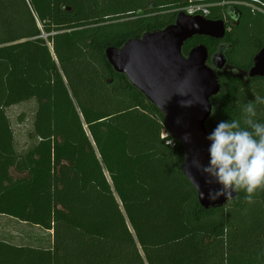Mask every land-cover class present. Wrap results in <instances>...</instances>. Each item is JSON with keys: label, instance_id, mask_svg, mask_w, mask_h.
<instances>
[{"label": "trees", "instance_id": "16d2710c", "mask_svg": "<svg viewBox=\"0 0 264 264\" xmlns=\"http://www.w3.org/2000/svg\"><path fill=\"white\" fill-rule=\"evenodd\" d=\"M207 2L215 1L0 0V215L53 241L0 240V264H264V189L250 202L240 190L224 207L202 208L183 145L106 57ZM253 19L254 35L264 34V16ZM256 82L222 76L209 133L221 120L243 126V106L264 97ZM32 99L36 143L20 153L7 109ZM256 110L264 123V104Z\"/></svg>", "mask_w": 264, "mask_h": 264}, {"label": "water", "instance_id": "95a60500", "mask_svg": "<svg viewBox=\"0 0 264 264\" xmlns=\"http://www.w3.org/2000/svg\"><path fill=\"white\" fill-rule=\"evenodd\" d=\"M225 35L223 22L182 11L177 14L176 22L164 30L146 33L140 39L128 41L122 48L106 50L107 60L115 72L126 75L158 108L165 117L169 134L183 145L184 174L197 190L199 203L206 211L224 207L232 201H226L225 196L209 201V188L216 191L221 186L214 177L203 172L209 163L207 123L214 112L212 99L221 93L222 84L220 76L206 64L209 57L206 47L194 48L187 57L183 48L194 36L224 38ZM216 61L217 70H222L224 57L218 55ZM256 77H264V50L256 56L249 74L251 79ZM194 161L199 163V168L194 166ZM190 178L194 184H199L205 193L204 199L199 197ZM205 181L211 183L205 184Z\"/></svg>", "mask_w": 264, "mask_h": 264}, {"label": "clouds", "instance_id": "9594fccd", "mask_svg": "<svg viewBox=\"0 0 264 264\" xmlns=\"http://www.w3.org/2000/svg\"><path fill=\"white\" fill-rule=\"evenodd\" d=\"M257 104H264V97L257 96L243 106L246 114L243 126L238 119L221 120L207 136L209 163L203 172L214 177L221 186L216 191L209 188V201H216L220 196H225L226 201L237 200L238 192L243 190L245 199L250 202L258 189H264V123L256 119ZM193 163L200 167L198 162ZM191 181L199 197L204 199L205 193L199 184ZM210 183L205 181V184Z\"/></svg>", "mask_w": 264, "mask_h": 264}, {"label": "flooded vegetation", "instance_id": "af4514ba", "mask_svg": "<svg viewBox=\"0 0 264 264\" xmlns=\"http://www.w3.org/2000/svg\"><path fill=\"white\" fill-rule=\"evenodd\" d=\"M213 1L215 2L203 4L204 11L196 15L205 17L209 21L223 22L226 28L225 37L194 36L187 42L198 37L202 39V42L191 50L199 46L207 48L209 57L206 64L220 76L221 84L222 76H234L240 78L247 86L252 85V87L255 88L258 84L256 81H264V77L251 79L249 78V74L254 67L256 56L264 50V34L254 35V32L258 31L260 27L256 26L253 17L256 16L257 13L264 16V0ZM190 6H192V4L187 5V8ZM246 17H249L250 21H253V23H250L244 31ZM247 33H249V36L246 35ZM189 53L184 55L187 57ZM218 55H222L225 60V65L222 70H217L216 58ZM254 81L256 82L255 84H253ZM213 128H215V126H213Z\"/></svg>", "mask_w": 264, "mask_h": 264}, {"label": "rangeland", "instance_id": "374dc122", "mask_svg": "<svg viewBox=\"0 0 264 264\" xmlns=\"http://www.w3.org/2000/svg\"><path fill=\"white\" fill-rule=\"evenodd\" d=\"M186 8L187 6L176 12H186ZM37 105V100L32 99L7 109L15 133L16 150L20 153L36 143L29 134L33 131ZM0 240L23 247L52 246L53 242L52 232L12 217H0Z\"/></svg>", "mask_w": 264, "mask_h": 264}, {"label": "built area", "instance_id": "2783aa9c", "mask_svg": "<svg viewBox=\"0 0 264 264\" xmlns=\"http://www.w3.org/2000/svg\"><path fill=\"white\" fill-rule=\"evenodd\" d=\"M204 11L203 6L202 5H192L189 8L186 9V12L189 15H196L200 12ZM168 134H164L163 138H167ZM169 144H171V142H168Z\"/></svg>", "mask_w": 264, "mask_h": 264}, {"label": "crops", "instance_id": "0c3cea01", "mask_svg": "<svg viewBox=\"0 0 264 264\" xmlns=\"http://www.w3.org/2000/svg\"><path fill=\"white\" fill-rule=\"evenodd\" d=\"M1 218L5 219L7 218L8 216H5V215H0Z\"/></svg>", "mask_w": 264, "mask_h": 264}]
</instances>
